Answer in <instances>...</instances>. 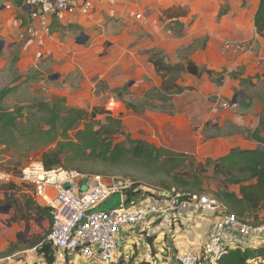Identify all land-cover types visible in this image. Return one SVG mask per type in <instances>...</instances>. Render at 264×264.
I'll return each mask as SVG.
<instances>
[{
	"label": "rangeland",
	"instance_id": "1",
	"mask_svg": "<svg viewBox=\"0 0 264 264\" xmlns=\"http://www.w3.org/2000/svg\"><path fill=\"white\" fill-rule=\"evenodd\" d=\"M136 1L141 4V20L130 13L119 15L110 9L109 16L104 17L107 24L92 26L101 44L85 32L90 29L75 27L72 22L60 25L56 33L43 36L40 44L22 25L13 5L0 2V91L12 89L5 109L14 111L37 101L61 102L88 114L79 129L86 125L98 129L112 116L123 121L125 133L113 136L114 143L126 141L127 136L146 139L152 135L145 130L146 114L140 112L148 110L151 104L144 102L143 97L149 90L160 88L161 77L152 66L144 69L143 74L138 72L132 52L137 50L140 56L148 58L150 53L157 54L171 65L194 58L199 65L212 69L213 77L187 76L184 82L192 85L191 90L169 97L163 109L174 112L172 115L191 116L193 129L202 135L195 154L199 162L222 157L231 145L235 148L250 145V135L258 118H264V34L258 32L252 19L257 0ZM94 11L95 8L88 16ZM96 46L98 53L91 52ZM36 51L42 53L41 58L36 57ZM68 53L72 61L67 60ZM54 74L58 78L51 80L49 77ZM182 80L183 76L179 80L183 85ZM125 84L129 89L122 98L112 92L113 88ZM152 100L151 103L162 105L158 98ZM233 103L237 107L226 108ZM44 122L45 116L39 114H26L19 120L17 132L24 139L13 149L0 145V171L20 169L55 147V144L44 146L40 142V148L33 149L34 138H26ZM260 133L263 134L262 129ZM165 139L172 138L167 135ZM81 166L87 173L103 174L102 166L90 163ZM204 189L203 195L213 197L217 181H205ZM4 199L0 192V200ZM15 216L14 210L0 215V249L10 242L23 241L28 234H41L50 229L48 220L39 222L32 217L24 222ZM151 254L155 257L159 251L152 248ZM124 255L117 264H134L137 254L129 257L128 262L124 261ZM156 258L157 264H161L159 256ZM22 260V264H32L25 258Z\"/></svg>",
	"mask_w": 264,
	"mask_h": 264
},
{
	"label": "trees",
	"instance_id": "2",
	"mask_svg": "<svg viewBox=\"0 0 264 264\" xmlns=\"http://www.w3.org/2000/svg\"><path fill=\"white\" fill-rule=\"evenodd\" d=\"M22 3L23 0H18L19 5ZM27 24L25 21L24 26ZM254 24L258 32L264 34V0L259 1ZM59 26L58 20L54 19L51 33L58 32ZM149 59L161 77L162 84L160 88H153L144 95V102L151 105L148 110L140 113L159 111L174 114L172 111L164 110L163 106L169 97L179 96L186 90H191L179 85L178 81L183 75L197 78L204 75L212 78L214 75V71L200 66L193 59L176 65L165 62L157 54L150 53ZM128 89L129 85L125 84L113 88L112 92L122 98ZM11 92L12 89L0 91V145L6 149L18 147L24 139L22 134L17 132L20 119L26 114L43 115L44 124L40 128L36 127L33 135L26 138H34L33 149L40 148V142H43L44 146L55 144L54 148L41 155V160L48 169L62 166L85 172L81 164L90 163L102 166L103 175L125 172L127 173L125 177L140 179L137 178L140 176L155 182L145 181L146 183L180 191L190 197L203 195L201 192L205 190V181H217V189L212 192L213 197L224 204L232 214L239 220L254 225L264 223V150L233 148L223 157L207 158L204 162H199L193 154L158 147L149 141L132 139L129 136L126 137V141L114 143L113 136L125 135L123 121L119 118L108 116L106 123L98 129H94L92 125L79 129L80 124L87 119L88 114L85 111L68 107L61 102L45 101H37L9 111L4 105ZM154 98H158L162 105L151 103ZM129 108L132 106L129 105ZM260 129L264 132L262 117L259 127L252 132L250 138L256 145L264 147V136L261 135ZM12 169L17 168L5 171ZM232 187H237V190ZM0 192L5 197L4 201L0 200V207L11 206L18 220L25 222L32 217L45 218L50 222V226L52 225L49 210L34 200L29 188L20 187L13 182L0 181ZM50 232L51 227L44 233L29 235L23 243L12 242L6 251L0 252V258L36 247L47 262L54 264V251L47 239ZM219 264H264V243L231 249L219 260Z\"/></svg>",
	"mask_w": 264,
	"mask_h": 264
},
{
	"label": "built area",
	"instance_id": "3",
	"mask_svg": "<svg viewBox=\"0 0 264 264\" xmlns=\"http://www.w3.org/2000/svg\"><path fill=\"white\" fill-rule=\"evenodd\" d=\"M119 1L110 0L114 4ZM24 7L31 20L40 26L31 24L27 31L42 44V37L51 33L54 19L70 23L78 13L88 16L95 3L94 0H24ZM132 16L137 20L143 18L139 12H133ZM41 57L42 53L38 52L37 58ZM232 107L237 105L226 106ZM0 181L29 188L34 200L49 210L52 225L47 239L54 252L78 253L96 264H117L123 256L120 236L127 228L162 219L169 225L170 240H175L181 225L189 224L191 216L203 213H211L215 218L208 244L201 254L190 248L182 249L177 255L179 264H219L231 249L264 243V223L241 221L208 195L190 197L125 176L92 174L62 166L48 169L41 159L20 169L0 171ZM117 194L121 195V201L116 207L97 210ZM21 255L32 264H50L36 247L4 260L11 263ZM123 258L128 262V256Z\"/></svg>",
	"mask_w": 264,
	"mask_h": 264
},
{
	"label": "crops",
	"instance_id": "4",
	"mask_svg": "<svg viewBox=\"0 0 264 264\" xmlns=\"http://www.w3.org/2000/svg\"><path fill=\"white\" fill-rule=\"evenodd\" d=\"M259 1L260 0H257L255 6L253 7V11H252L253 23H254V16L258 10ZM0 2L1 3L10 2L13 5V7L17 10V16L21 18L22 25L24 26L25 21L28 22V24L24 26L26 27V29H28V27L31 24L36 28H40V26H38L36 22H33L31 20L29 13L26 12L25 10L24 3H22V5H19L18 0H0ZM94 3H95V11L92 16L90 15L91 17L78 13L71 19L70 22L74 23L75 27L80 26L82 28L85 27L86 29H90V30H85V32L90 34L92 39L97 41L99 44H101L100 38H95L96 33L94 31L95 29H92V26L99 25L101 27L102 25L107 24L104 17L109 16V12L111 11L110 9L113 10L112 12L118 13L119 15H129V13L132 14L133 12L141 13L142 10L140 7L141 4H139V2H137L136 0L135 1L121 0V2L117 4L110 2V0H94ZM59 24L61 26L67 25V23L64 22L63 23L59 22ZM97 46L95 47V50L91 52L98 53ZM36 52L38 53L40 51H36ZM88 54L89 53H87V55ZM67 57H68L67 58L68 61H72L71 55L69 53ZM132 57L134 58V62L137 64L135 65V68L137 69L138 72L143 74L144 69L146 68L151 69V66L152 68H154V66L149 63L148 61L149 58L144 55L140 56L137 50L132 52ZM63 58L66 57L63 56ZM191 59L196 61V59L194 58ZM187 76L194 77L191 75H183V80L181 82H184ZM178 83L183 87L189 88L192 86L185 84V82L183 83V85L180 83V81ZM161 84H162V79H161ZM186 92H188V90H186L184 93ZM144 114H146V116L144 117L145 119L143 118L145 130L149 134H151L152 137L147 136L145 137L146 139H142V140L149 141L158 147H164L181 153H189L195 155L196 152L199 150L200 142H202L201 141L202 135H201V131L196 132L193 129L191 125V116L188 115L186 116V114L170 115L168 113H163L159 111L156 113L152 111H146L144 112ZM260 119L261 117L258 118L257 125L252 130L253 132L259 127ZM167 135L172 138L171 141L165 139V136ZM261 135L264 136V132ZM240 143L241 142H238V144ZM249 143L250 142L246 144ZM253 145L256 144L252 141L250 145L240 148L255 149L259 147L258 145H256V147H254ZM233 148L235 147L231 145L230 149L225 153V155H227ZM6 213L7 212L3 213L2 211H0V215H5ZM41 221H46V219L43 218V220H40L39 222ZM214 224H215V218L211 213H203L201 215L191 216L189 224L183 226L181 225L180 230L177 234V238L175 240H170L169 225L167 221L162 219L156 221L150 220L145 224L138 225L132 228H127L121 233L120 236V246L122 250L121 254H125L124 256H128L130 258L131 257L133 258L137 254V256H135L134 258L135 261L133 262L134 264L144 262L143 260H147L146 261L147 263L149 262L151 264H157L159 262L156 256H159L160 258L159 260L161 264H179L177 261V255L182 249L190 248L191 250L198 252L200 254L204 251L205 246L208 244L209 236ZM49 226H50V222H49ZM41 230H43V227H41ZM29 235L30 234H28V236ZM25 239L23 241H14V243L17 242L23 243ZM11 243L12 242L8 243L5 247L1 248L0 252L6 251ZM152 248L159 251V254H156L155 257L152 256L151 254ZM23 252L24 251L16 252L15 254H19ZM24 258L25 257L21 255L19 257L18 262L16 260L11 263L4 260L5 258H2L0 259V264H13L15 262L17 264H22L23 262L22 259ZM54 258H55L54 264H96L78 253L61 254L54 252Z\"/></svg>",
	"mask_w": 264,
	"mask_h": 264
},
{
	"label": "water",
	"instance_id": "5",
	"mask_svg": "<svg viewBox=\"0 0 264 264\" xmlns=\"http://www.w3.org/2000/svg\"><path fill=\"white\" fill-rule=\"evenodd\" d=\"M51 80H55L58 78V74H54V75H51L49 77ZM258 149H262L264 150V147L263 146H259ZM121 201V195L120 194H117L115 195L112 199H110L107 203L103 204L99 209H97L98 211H109L111 210L112 208L116 207ZM7 211H10L11 209V206H7ZM40 220H43V218L39 219L38 221ZM26 231L28 232L29 231V223L27 224V228H26Z\"/></svg>",
	"mask_w": 264,
	"mask_h": 264
},
{
	"label": "flooded vegetation",
	"instance_id": "6",
	"mask_svg": "<svg viewBox=\"0 0 264 264\" xmlns=\"http://www.w3.org/2000/svg\"><path fill=\"white\" fill-rule=\"evenodd\" d=\"M8 205H3V206H1L0 207V211H2L3 213H5L6 211H7V207ZM12 210V208L10 209V211ZM10 211H8V212H10Z\"/></svg>",
	"mask_w": 264,
	"mask_h": 264
}]
</instances>
